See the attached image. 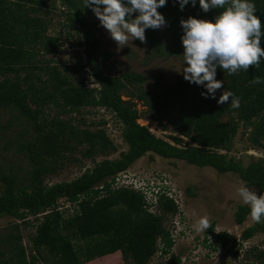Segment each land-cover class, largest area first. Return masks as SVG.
<instances>
[{"label":"trees","instance_id":"1","mask_svg":"<svg viewBox=\"0 0 264 264\" xmlns=\"http://www.w3.org/2000/svg\"><path fill=\"white\" fill-rule=\"evenodd\" d=\"M59 1L68 8L67 20L79 28L77 34L86 57L83 67H90L98 87H87L79 76L72 79L65 73L68 67L60 69L49 60L38 58L54 53L58 47L57 38L46 33L47 21L34 15L40 11L41 0H0V110L14 111L29 126L26 132L30 131V137L17 148L31 165L25 179L2 174L0 218L11 216L24 221L29 216L35 219L41 216L30 237L32 253L27 258L19 243L16 261L12 264H121L119 252L124 264H148L159 244L168 252L174 243L171 233L164 227L162 216L148 210L142 192L131 187H113L114 178L147 152L198 167H211L219 173H234L247 186L256 187L264 195V157L254 158L244 165L228 156L241 123L252 128V143L264 150V83H251L256 76L264 78V58L259 68L251 67L237 75H228L217 68L216 79L224 84L217 90L215 99L201 95L206 92L205 87L194 92L173 93L165 88L169 99L155 102L153 95L138 90L146 76L132 71L119 76L105 75L98 68V62L109 59L110 53H103L100 41L93 36L92 26L84 15L89 9L84 0ZM253 2L264 24V0ZM158 11L166 20L167 39L184 49L181 19L191 16L215 21L223 9L204 12L199 0L195 6L190 0L181 10L179 0H167L166 6ZM135 15L138 13L133 14V18ZM146 39L154 46L159 40L150 29L146 30ZM74 70L78 72V68ZM129 87L132 88L126 93L127 97L141 101L150 111L160 109L164 111L163 116L170 115V126L178 135L167 140L140 124L134 104L121 97ZM226 89L241 98L239 108H231V98L225 104L217 102ZM174 104L178 105L176 109ZM83 107L112 111L122 124V138L128 148L118 158L95 161L92 167L70 181L48 185L44 177L55 173L67 151L84 145L83 154L92 157L96 152L115 150L103 129L80 128L74 124L71 114H80ZM184 139L193 144H182ZM61 199L74 205L68 216L59 210ZM157 206L165 214L174 215L178 211L174 201L163 194ZM249 214V205H238L236 224H241ZM208 232L211 239L206 238L204 242L209 249L238 244L231 233L215 232L213 225ZM256 232L264 233V219L243 229L240 238L247 240ZM16 239L20 241L19 236ZM42 250L48 253L51 263L42 256ZM258 256L263 258L264 252H259ZM174 260L179 262V258ZM0 264L8 262L0 259Z\"/></svg>","mask_w":264,"mask_h":264},{"label":"rangeland","instance_id":"2","mask_svg":"<svg viewBox=\"0 0 264 264\" xmlns=\"http://www.w3.org/2000/svg\"><path fill=\"white\" fill-rule=\"evenodd\" d=\"M41 2L40 11L34 15L47 21L46 33L57 38L58 47L54 53L38 58L47 59L51 65H56L60 69L68 67L65 73L69 77L73 79L79 76L87 87H98V83L91 76L90 67H83L86 62L83 42L77 34L79 28L67 20L68 8L62 6L59 0ZM84 15L92 26L93 36L100 41L101 51L110 53L109 59L97 64L105 75L119 76L125 71H132L146 76L138 90L153 95L155 102L159 99H169L167 97L169 92H166L165 88L169 89L170 93L178 90L194 92L204 88L184 79L182 69L188 66L184 64L185 50L167 39L164 26L156 30L150 29L159 39L156 46L130 40L128 45L120 47L111 38L109 31L100 24L91 8L85 11ZM75 67L78 68L77 73ZM131 88L124 90L121 97L122 100L134 104L139 112L138 122L148 127L156 136L167 140L170 136L178 135L170 126V115L163 116L164 111L160 109L157 112L150 111L141 101L127 97L126 93L130 92ZM176 107L178 105L174 104L175 109ZM71 117L75 118L74 124L80 128L103 129L115 150L96 152L92 157L83 154L86 148L84 145L67 151L66 156L58 162L55 173L44 177V183L48 185L70 181L82 174L86 168L92 167L95 161L118 158L128 148L122 138V124L112 111L103 107H83L80 114H71ZM226 119L227 117H224V120ZM28 127L14 111L0 110V178L5 173L15 175L19 179L27 178L31 165L17 147L30 137V131L26 132ZM251 130V127H245L241 123L228 153L229 158L244 165L254 158L264 157V150L251 141ZM182 144L193 143L184 139ZM122 173L118 184L124 180L136 187L139 185L136 182L157 185L158 180L165 178L168 186L174 190V197L179 205L174 215L161 212L158 206L149 207L150 212L162 216L163 225L173 235L174 243L168 252L162 250L159 244L158 251L150 258L148 264H259L264 261V257L258 256L259 252H264V233L256 232L247 240L240 238L242 230L253 225L255 220L250 214L241 224H236L234 220L237 206L244 204L237 189L242 184L247 186L236 174L219 173L211 167H198L183 160L164 158L152 152H147ZM2 185L0 179V186ZM247 187L255 190L257 195H262L256 187ZM58 207L64 216L70 215L74 209L73 204L63 199L59 200ZM204 215L210 217L215 232L231 233L238 244L227 245L217 250L209 249L204 242L206 238L209 241L211 239L208 229L205 232H196L192 227L194 222ZM38 219H41V216L37 219L29 216L24 221L11 216L0 218V259L6 260L8 264L15 263L16 246L19 243L25 249L27 258L30 256L32 253L30 237L35 233ZM17 236L20 237V241L16 239ZM77 243L79 242L75 244ZM41 253L48 262L51 261L45 250ZM119 256L121 264H124L120 252ZM175 258H179L178 263H175Z\"/></svg>","mask_w":264,"mask_h":264},{"label":"clouds","instance_id":"3","mask_svg":"<svg viewBox=\"0 0 264 264\" xmlns=\"http://www.w3.org/2000/svg\"><path fill=\"white\" fill-rule=\"evenodd\" d=\"M189 2L179 0L180 9ZM196 2L191 0L193 6ZM166 4L167 0H84L85 7L92 9L120 47L135 39L147 43L146 30L160 29L166 24L164 15L158 11ZM199 5L204 12L214 8L223 11L215 21L191 16L181 19L183 58L184 64L188 65L182 69V74L190 83L206 88L202 96L215 99L217 90L224 84L216 79L217 68H222L228 75L249 71L251 67L259 68L264 58V24L256 14L253 0H199ZM135 13L138 15L133 18ZM251 83L262 84L264 78L256 76ZM230 98L231 108H239L241 98L227 89L217 102L225 104ZM237 192L243 203L250 206L251 217L257 222L264 219V195H257L255 190L243 184ZM192 227L196 232H205L212 227L210 217H200Z\"/></svg>","mask_w":264,"mask_h":264},{"label":"built area","instance_id":"4","mask_svg":"<svg viewBox=\"0 0 264 264\" xmlns=\"http://www.w3.org/2000/svg\"><path fill=\"white\" fill-rule=\"evenodd\" d=\"M123 173H119L113 180V187H120V186H125V187H131L133 189H136L138 191H141L142 194L144 195V199L146 201V203L148 204V210L149 207H153V206H157L158 204V198L160 197V194L165 195V197H168L170 199H172L174 201V203L177 205V207L179 208L177 199L174 197V190L168 186L167 180L164 179H160L158 180V184H150V185H145V184H140L139 182H136V184L138 183L139 185L136 187L133 186L132 183H129L127 181H121L120 184H118L120 176ZM173 235H171L172 237ZM173 239V237H172Z\"/></svg>","mask_w":264,"mask_h":264}]
</instances>
